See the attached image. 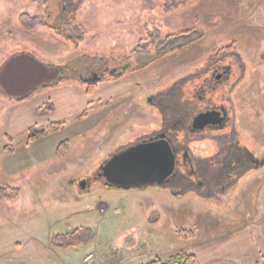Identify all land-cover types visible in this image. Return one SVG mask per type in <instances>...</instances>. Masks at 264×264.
Masks as SVG:
<instances>
[{
    "label": "rangeland",
    "instance_id": "1",
    "mask_svg": "<svg viewBox=\"0 0 264 264\" xmlns=\"http://www.w3.org/2000/svg\"><path fill=\"white\" fill-rule=\"evenodd\" d=\"M79 1L0 0V143L16 108L12 101L55 82L51 75L59 77L54 85L77 87L99 75L90 96L108 100L99 107L106 114L98 124L99 117L83 124L66 118L68 126L57 130L65 129L58 135L70 141L62 155L41 157L10 173L11 151L0 154V187L19 189L16 197L0 202V264H88L90 253L98 263L115 251L122 255L119 264H138L181 250L196 254L199 264H229L219 259L229 235L251 224L264 226V31L243 24L260 0H87L74 16ZM21 13L41 16L62 35L45 26L25 30ZM75 20L87 31L79 41L68 39L81 34ZM188 29L202 38L175 50L168 49L173 42L163 43L167 35ZM22 48L30 52L11 58ZM228 66L226 80L222 71ZM183 76L185 94L196 80L200 89L184 96L190 101L180 106L182 113L225 105L235 143L261 165L214 179L218 143L207 131L187 138L177 127L178 142L188 139L195 159L204 161L199 169L205 179L192 174L190 182L144 189L106 183L98 175L102 164L161 129L170 115L166 105L173 92L168 91ZM77 121L81 124L74 126ZM178 167L184 171L182 163ZM87 178L82 188L80 181ZM82 226L95 231L93 241L52 245L54 235ZM182 229L195 234L182 237Z\"/></svg>",
    "mask_w": 264,
    "mask_h": 264
},
{
    "label": "crops",
    "instance_id": "2",
    "mask_svg": "<svg viewBox=\"0 0 264 264\" xmlns=\"http://www.w3.org/2000/svg\"><path fill=\"white\" fill-rule=\"evenodd\" d=\"M250 13L243 24L255 31H264V0H260ZM36 30L39 29L32 31ZM25 51L30 52V48L16 51L11 58L23 54ZM49 66L54 67L53 65ZM49 85L47 91L35 94L26 100L12 101H15L16 108L10 114L9 125L5 133L7 138L0 143V154L6 155L7 147L13 149L6 157L10 173L23 171L32 163L42 159L41 157L51 158L58 155L60 144L69 141V137L58 135L65 131L64 129L60 132H49L47 135L39 136L28 142L30 130L35 125L47 127L49 123L59 122H64L66 125L68 123L66 118L73 116L72 120L79 119L81 122L93 121L99 117L98 120H95L98 124L106 114H101L99 107L108 100H102L101 96L95 94L90 96L86 90L87 86ZM48 106L51 107V110L47 109ZM39 112L42 116H38ZM81 122L74 126H79ZM261 196V204L264 209V188L261 191ZM226 244L219 254V259H225L229 264H264V226L255 223L233 232L229 235Z\"/></svg>",
    "mask_w": 264,
    "mask_h": 264
},
{
    "label": "trees",
    "instance_id": "3",
    "mask_svg": "<svg viewBox=\"0 0 264 264\" xmlns=\"http://www.w3.org/2000/svg\"><path fill=\"white\" fill-rule=\"evenodd\" d=\"M30 1L33 3H45L48 0H30ZM86 1L87 0H80L77 3V5L74 6V11H75L74 16L77 15V13L83 7V5L85 4ZM19 22H20V25L27 31H32V30L37 29L40 26H45L46 28L53 30L54 33H56L58 36L62 35V32H60L58 27H56L55 25L47 23L39 15H32L29 13H21L19 15ZM75 22L77 24L76 27H78L81 34L77 38H68V39H74V40L77 39V41H79V40L85 38L87 31L81 24H79L77 22V20H75ZM197 33H198V30H196V29H188V30L180 31V32L175 33V34H169L166 36L163 43L165 41H168L171 43L173 42L172 44L169 45L168 49L175 50L177 48L185 47L189 44H192V43L200 40L203 36L202 33L197 35L196 38L193 37V35H195ZM150 41L151 40L149 39L148 42H150ZM141 44H143V43H140V45ZM136 52H137V49L134 50V54ZM214 56L216 57V55H214ZM59 76H60V71H59ZM55 78L58 79V76L55 77L54 75H51L49 81H52ZM57 79H56L55 83L58 81ZM52 82H54V81H52ZM52 82L50 84H52ZM179 82L180 83L182 82V85H183L184 78H182V81L179 80L177 82V84L174 85L172 88H170V90L168 91L171 93L173 91H175V92H173V94H172L173 98L168 100L169 103L166 105V109L169 111L170 115H168V116L165 115V116H167V118L169 120V121L167 120L166 122H168V124L169 123L171 124V129H172V131L175 132V135L177 134V132H176L177 128L175 127L174 124L177 123L178 121H181V117L183 115L181 108H180V106H181L180 101L182 100V86L180 87ZM97 83L98 82H91V83L87 84L86 90H87L88 94L91 95L93 90L97 87ZM49 87H50V85L48 84L46 86H43L40 89L34 90L31 93H27L24 96H19L16 99L21 100V101L26 100L27 98H30L31 96H33L35 94L47 91ZM189 93H191V91L187 92L186 94L188 95ZM47 109L51 110V107L48 106ZM194 113H195V109L192 110L191 112H184V115L188 116L187 120H190ZM38 116H42V114L39 112ZM82 117H84V115H82ZM64 126H65L64 122L49 123L47 127H40L38 125H35L30 130V137L28 139V142L33 141L34 139L38 138L39 136L46 135L49 131L60 130V129L64 128ZM36 127H38V128H36ZM69 146H70L69 141L62 142L59 146L58 154L62 155L65 152V150L67 151V149H69ZM6 151L12 152L13 149L11 147H7ZM216 174H217V172H216ZM18 193H19L18 188H12L10 186H2V187H0V202L6 198L16 197L18 195ZM178 234L182 237H187V236H193L195 234V232L194 231H184L182 229L178 232ZM95 236H96V233L91 227L82 226V227L67 231L65 233H60V234L54 235L51 239V243H52V245H54L58 248L78 247L80 245H83L85 243L93 241ZM138 264H199V259H198V256L196 254L190 253L186 250H181V251L173 252L172 254H170L166 258L156 257V258H152V259L148 260L147 262H141Z\"/></svg>",
    "mask_w": 264,
    "mask_h": 264
},
{
    "label": "flooded vegetation",
    "instance_id": "4",
    "mask_svg": "<svg viewBox=\"0 0 264 264\" xmlns=\"http://www.w3.org/2000/svg\"><path fill=\"white\" fill-rule=\"evenodd\" d=\"M231 68L230 66L227 67V69L222 71V74L226 77V80H229L230 77V71ZM211 69L205 71V75L206 74H210ZM222 74L218 75L217 77L220 78V76H223ZM200 75V74H198ZM198 77V76H197ZM200 77V76H199ZM198 77V78H199ZM184 78V76H183ZM195 84V82H194ZM197 88L200 89V81L196 80V84L195 86L191 89V93H194V90H196ZM203 89V88H202ZM214 89V88H212ZM205 91V90H202ZM175 92V91H173ZM189 92V91H188ZM214 93V92H213ZM217 94V93H216ZM187 94H185L184 91V82L182 85V100L180 101V104L182 106H184V108L188 105L187 103L190 101V99L187 97V99H184V96H186ZM214 98V96L212 97V99ZM185 103V104H184ZM157 107H162V105L157 104ZM205 109H209V110H219L222 112V119H221V123L218 125H208L205 126L204 128H199L196 129L193 127V120L195 118V116L201 112L202 110H195V113L193 114V116L191 117L190 120H187L188 116H185L184 113L181 117V121L177 122V126H175L176 128L179 127V130L184 131L185 137H189L190 135L195 137L196 139L197 137H199L203 131H207L206 133H208V135L210 136V138H212V140H214L216 143H218L220 149L218 152L217 156V160L218 164L217 166L219 167V174H216L213 176L214 179H216L217 177H222L223 175L228 176L229 178L232 176V174H236L238 171H240V169L245 170L248 167H252L254 164L259 165V163L261 161H259V159H257V157L254 155V153L250 152L246 147H241L239 144L237 145V143H235V137L233 136L234 133L231 130V113L229 111L228 108H226L225 105L221 106V105H209L207 108ZM185 111V109H184ZM197 111V112H196ZM187 112V111H186ZM180 123V124H179ZM175 125V124H174ZM226 129H228V132L226 131ZM212 131V133L210 132ZM227 133H226V132ZM177 133L179 132L178 130L176 131ZM160 138H165L169 141V143L171 144L173 151L176 155V170L174 172V174L169 178V180H167L166 183H170V182H176L178 180H181L182 182H190L191 176L192 174H199V176H201L202 178L203 173H201L199 167H201L204 163V161H199L197 159H195L194 155L192 152H190L189 147L187 146L188 143V139H185L184 143H179L178 140L176 139V135L175 132L172 131L171 129V124L168 122H166L165 120L163 121L162 127L161 129H159L155 135H153L151 138H145V139H140L134 143L129 144L128 146L138 143V142H143V141H150V140H155V139H160ZM181 154L182 159L180 158ZM189 161H191V166L193 168L192 172L187 171V166L189 165ZM182 163V165L184 166V171H180V168L178 166H180ZM197 170V171H196ZM225 170V172L223 174H221V172ZM200 171V172H199ZM201 173V174H200ZM98 175L102 177L101 175V169L98 172ZM104 179V178H103ZM205 179V177H204ZM86 182H88V178L85 179L84 181H80V186H82L83 184L86 185ZM83 188V187H82Z\"/></svg>",
    "mask_w": 264,
    "mask_h": 264
},
{
    "label": "water",
    "instance_id": "5",
    "mask_svg": "<svg viewBox=\"0 0 264 264\" xmlns=\"http://www.w3.org/2000/svg\"><path fill=\"white\" fill-rule=\"evenodd\" d=\"M122 70L119 74L123 73ZM99 79L101 77L95 74L87 80L96 82ZM221 119V111L204 109L195 116L193 127L199 129L218 125ZM100 169L102 177L109 185L125 189H144L151 184H165L169 180L176 170V155L165 138L143 141L117 152ZM82 187L85 188L86 185L83 184Z\"/></svg>",
    "mask_w": 264,
    "mask_h": 264
},
{
    "label": "built area",
    "instance_id": "6",
    "mask_svg": "<svg viewBox=\"0 0 264 264\" xmlns=\"http://www.w3.org/2000/svg\"><path fill=\"white\" fill-rule=\"evenodd\" d=\"M120 256L122 257L121 253L115 251L112 254L103 255V258L97 263L94 261V255L90 253L85 257V261L88 264H119Z\"/></svg>",
    "mask_w": 264,
    "mask_h": 264
}]
</instances>
